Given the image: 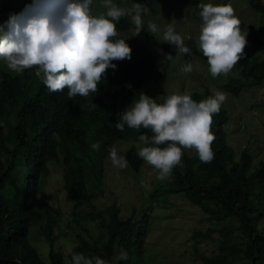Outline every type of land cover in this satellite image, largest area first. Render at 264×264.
I'll return each mask as SVG.
<instances>
[{
  "label": "trees",
  "instance_id": "1",
  "mask_svg": "<svg viewBox=\"0 0 264 264\" xmlns=\"http://www.w3.org/2000/svg\"><path fill=\"white\" fill-rule=\"evenodd\" d=\"M132 1L151 8L155 0ZM198 1L190 2L200 9L202 2ZM35 2L0 0V29L1 25L8 26L10 17L19 16L28 4ZM251 6L264 18V0H252ZM58 9L57 5L44 11ZM113 23L118 35L111 39H124L132 49L131 59L113 61L116 68H109L98 84V91L87 97L77 95L69 99L67 89L52 93L42 81L35 88L38 80L35 67L18 74L5 68L0 58V264H72L75 253L98 256L108 264H153L146 249L150 211L134 207L131 215L123 217L116 206L106 211L83 209L101 192L103 161L110 148L129 138L127 125L123 131L116 128L119 114L124 112L121 99L139 100L142 93L147 95L146 89L153 81L163 91L166 78V71L160 68L151 47L152 43L164 47L156 37L160 32L151 34L149 24L144 23L140 35L133 36L135 25L127 16ZM250 28L251 42L263 56L244 51L245 58L221 84L223 90L233 95L264 81V39L254 26ZM196 44L194 40L187 41L185 46L193 54H183L184 57L208 63ZM210 92L209 88L206 92L195 91L191 98L200 102L210 97ZM152 97L162 104L156 96ZM217 116L219 121L213 118V122L219 126H211L215 135L211 145L213 160L203 163L198 155L182 148L183 167H175L170 176L173 181L169 177L165 183L169 192H179L209 215L213 225L206 231H195V240L199 236L211 239L215 232L220 234L217 252L199 254L202 264H264V160L253 166L254 157L246 149L237 159L223 128L227 116L222 110ZM142 134L154 135L142 127L136 136L138 141ZM97 142L99 151L91 147ZM138 150L133 145L124 155L128 168L136 172L141 171L144 163ZM57 163L64 166L62 182L74 203L73 218L84 230L75 236L69 258L53 246L52 229L59 213L47 202L43 188L54 171L52 164ZM95 220L105 227L106 234L101 240L88 239L90 233L82 224ZM42 221H46L44 232L51 242L48 259L40 255L30 239L31 227ZM122 249L127 251L128 259L116 261L114 257Z\"/></svg>",
  "mask_w": 264,
  "mask_h": 264
},
{
  "label": "clouds",
  "instance_id": "2",
  "mask_svg": "<svg viewBox=\"0 0 264 264\" xmlns=\"http://www.w3.org/2000/svg\"><path fill=\"white\" fill-rule=\"evenodd\" d=\"M91 4L92 0H38L19 16L10 17L7 32L0 36V58L16 72L35 67V75L52 93L67 89L69 99L96 93L106 71L116 68L113 61L131 59L132 49L125 40L111 39L118 35L113 21L130 17L135 25L133 36H138L146 9L139 3L125 8L118 7L112 0H103L106 14L94 15ZM57 5L58 11H34L36 7L51 9ZM199 7L203 21L199 49L207 58L213 78L221 74L227 76L245 58L247 30L241 29V22L230 5L201 4ZM148 29L151 34L158 31L154 23H150ZM163 39L179 53H190L173 25L166 27ZM162 54L165 59L173 60L170 53ZM182 70L190 73L193 66L187 64ZM226 99L227 94L221 91L200 102L187 94H173L158 104L142 93L130 110L119 114L116 128L123 131L125 125L133 129L143 127L154 133L151 137L140 135L139 140L145 146H138L137 154L157 169V179L164 181L175 167H183L182 148L195 149L203 163L213 160V116L219 114ZM165 144L166 147H159ZM91 147L99 151L100 144L97 142ZM109 157L116 168L128 166L115 146L110 148ZM68 251H72L71 247ZM71 259L72 264H108L98 256L88 257L82 253L73 254ZM114 259L127 260V251L122 249Z\"/></svg>",
  "mask_w": 264,
  "mask_h": 264
},
{
  "label": "rangeland",
  "instance_id": "3",
  "mask_svg": "<svg viewBox=\"0 0 264 264\" xmlns=\"http://www.w3.org/2000/svg\"><path fill=\"white\" fill-rule=\"evenodd\" d=\"M23 1V0H22ZM34 5L38 3L35 0ZM189 0H155L152 7L144 6L146 10L142 15L143 24L154 23L157 25L159 35L158 40L162 41L164 47L155 43L151 44L157 56L158 64L162 70L166 71L163 91L159 90V83L150 82L146 89L148 97L156 99L162 103L170 95H190L195 92H206L210 89L213 96L216 91L227 94L225 103L221 110L227 116L223 128L228 133L227 141L235 150V157L238 159L243 150H248L254 157L255 163L264 160V81L252 89H245L239 95H233L221 88V84L227 76L221 74L213 78L209 71V64L200 58L187 60L184 53H179L174 46L169 45L163 39L166 27L171 24L177 34L181 35L185 44L187 41L194 40L199 48V35L202 26L200 16L201 8L194 5ZM198 1V0H197ZM203 4L213 6L230 5L234 9L235 16L240 20L242 30H247V45L244 51H251L255 55L262 52L251 42L250 26H254L264 39V18L256 12L252 6V0H199ZM198 1V2H199ZM118 7H131L132 0H112ZM184 2L189 5L184 6ZM201 3V4H202ZM140 4V3H139ZM28 4V6H30ZM168 5V6H166ZM166 6V7H165ZM91 10L94 15H100L107 11L103 7V0H92ZM164 7V9H163ZM46 7H36L37 13L44 12ZM163 9V11H162ZM164 27V28H161ZM8 26L1 25L0 34L3 36L7 32ZM161 35V36H160ZM162 53H170L173 60L165 59ZM192 51L190 55L192 56ZM2 64L7 68V62L2 58ZM191 64L193 71L185 73L182 69L185 65ZM11 70V69H10ZM13 71V70H12ZM15 73H22L16 72ZM42 81L38 77L35 88ZM207 99V98H205ZM204 99V100H205ZM138 99H121L120 107L125 111L134 106ZM217 122V115L213 116ZM213 126L217 125L215 122ZM219 125H217L218 127ZM142 128V127H141ZM139 129L130 128L129 138L116 143L115 147L118 154L123 156L129 147L135 145L144 147L136 136ZM191 155H198L195 149H185ZM104 183L101 192L94 198L91 205H84L83 209L97 211L109 210L116 206L123 217L132 214L133 208L140 211H150L149 234L146 238L147 253L153 264H202L199 254H213L218 251L219 236L218 232L212 234L210 238L198 237L196 240L193 235L195 231H206L213 223L209 220V215L199 207L193 205L185 196L179 192H169L165 183L157 179L158 170L144 161L140 172H136L128 166L119 169L113 166L109 155L103 161ZM196 167L198 165L196 164ZM52 171L47 178L44 190L47 192V202L56 208L59 215L52 229L53 246L64 251L69 258V247L72 248L75 236L83 232V228L73 218L74 203L63 187L62 176L64 166L62 163L52 164ZM172 176V175H171ZM169 181H173L172 177ZM160 190V193H157ZM157 191V192H155ZM46 221L34 224L30 229V239L38 248L40 255L48 259V252L51 248L50 238L44 232ZM88 229V239L93 237L97 240L104 238L105 227L100 220L82 221ZM198 249V250H197Z\"/></svg>",
  "mask_w": 264,
  "mask_h": 264
}]
</instances>
